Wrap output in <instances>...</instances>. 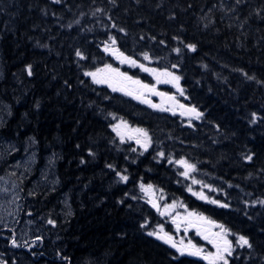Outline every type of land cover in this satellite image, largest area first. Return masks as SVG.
<instances>
[{
  "label": "trees",
  "instance_id": "trees-1",
  "mask_svg": "<svg viewBox=\"0 0 264 264\" xmlns=\"http://www.w3.org/2000/svg\"><path fill=\"white\" fill-rule=\"evenodd\" d=\"M120 54L138 66H121ZM139 65L178 76L180 100L200 120L154 110L85 75L116 66L154 84ZM0 69V100L12 112L0 135H26L41 156H58V192L73 210L44 255L65 264H208L148 234L174 230L146 192L247 238L252 247H237L228 264H264V0H0ZM113 116L145 129L150 150L140 155L121 142ZM160 154L188 159L214 203L188 193Z\"/></svg>",
  "mask_w": 264,
  "mask_h": 264
},
{
  "label": "rangeland",
  "instance_id": "rangeland-1",
  "mask_svg": "<svg viewBox=\"0 0 264 264\" xmlns=\"http://www.w3.org/2000/svg\"><path fill=\"white\" fill-rule=\"evenodd\" d=\"M110 44L111 42L105 43L103 49L105 50L107 48V51H109ZM120 64L124 66L126 63L120 62ZM127 66L135 68L138 64L133 66L128 63ZM110 68L121 72L120 68L116 66H110ZM101 69L104 71L99 72L97 78H106L109 82L105 83H112L119 87L117 80L113 79L115 74L110 73L106 66ZM2 77L3 73L0 69V80ZM140 82L141 84H147L142 81ZM149 86L152 87L151 85ZM136 87V85H132L129 82L124 91L132 92L134 95H141V92H144V103L151 105L155 103L151 101L153 93L147 89H139ZM173 92L177 95L178 100L184 94L179 86H176ZM158 107L164 109L163 106L158 105ZM11 116V106L0 100V129ZM110 127L121 141L130 143L135 141L136 147H140L142 152L150 144L149 135L147 141H145V137L136 131L137 129L146 131L145 129L131 126L115 116L111 118ZM137 140L140 143H137ZM15 144V140H9L0 135V264H32L30 258L26 256L25 250L41 247L42 240L53 243L59 241L57 239V230H60L67 222V218L73 214V210L67 194L62 193L58 199L51 198L52 192H57L60 187L59 177L55 168L58 156L48 155L42 160H39L36 155L37 147L35 144L27 142L26 148L18 147V144ZM159 159L165 160L166 158L163 154H160ZM181 161L184 163H181ZM166 162L171 163L174 169L178 171V175L187 182L188 193L203 202L214 203V197L211 195L212 187L203 184L202 181H198L194 177L195 169H186L185 164L194 166L188 159L180 158L179 161L166 159ZM177 163L181 166L180 169H177ZM185 172H187V175H185ZM194 180L196 183H193ZM146 197L149 203L156 205L152 208L159 213V216L163 220L173 226L172 228L174 230L173 234L170 235L165 231V226H160L157 231L151 232L153 236L161 234L171 237L172 240L178 242L180 247L183 246L186 249L184 252H187V249H191L187 247L189 242L195 245V248L201 249L200 253L204 256L208 253L216 252L213 244L205 240L203 235L200 236L202 243L200 246L191 241L193 239L192 236H196L198 229H192V223L189 224L188 221L197 220L196 217L201 216L200 214L189 210L187 206H184L179 201L168 200L166 196H164L165 199H157L158 197L154 193L151 195L146 194ZM51 202L57 204L58 207L52 209L53 212L50 214L43 212L44 209L49 208ZM40 212L43 213L40 214ZM188 213L195 215L189 217ZM49 220L54 221V224H49ZM201 230L204 235H209L213 239L216 237L211 234H221L231 244V255L224 253L226 260L232 256L236 247H241L238 243L239 236L230 233L225 228L222 231L220 227L211 229L204 226L199 228V231ZM13 239L15 243L12 242ZM220 242L222 243V241ZM45 256L44 254H40L38 263L41 264ZM218 264H223V261L218 262Z\"/></svg>",
  "mask_w": 264,
  "mask_h": 264
},
{
  "label": "snow or ice",
  "instance_id": "snow-or-ice-1",
  "mask_svg": "<svg viewBox=\"0 0 264 264\" xmlns=\"http://www.w3.org/2000/svg\"><path fill=\"white\" fill-rule=\"evenodd\" d=\"M114 42L115 41H113V43ZM187 47L189 48V50H194L195 49L194 45H187ZM105 50L107 51V48ZM177 51H179V49H177ZM76 55L81 57V58H83V56L79 52V50L77 51ZM119 58L121 60V63L127 62V63H129V64H131L133 66L136 65V61L135 60H133V59H131L129 57L123 56L122 54H120ZM148 58H149L148 55L145 54L144 55V59L147 60ZM139 66L141 67V69L143 71L151 72L154 76H156L157 77V83L161 82V80L159 79L160 76H165V77H169L170 78L168 80H164L163 82H165V83L178 81L180 79L178 76H175L171 72H168V71H164V72H161V73L157 74V70H155V69H149L147 67H144L143 65H139ZM173 67H175V66H173ZM106 68L108 69V71L110 73H114L115 74L113 79L117 80V82L119 84V87H117L114 84L109 83V86L112 87L113 91H124L125 88L127 87L128 83L130 82L132 85L138 86L139 89H147L149 92H151L153 94L163 95L162 93H156L154 86L150 87L147 84H141V82L139 80H133L131 77L127 76L125 73H121V72H119L116 69H111L110 66H106ZM103 71H104L103 69H98L97 72H86L85 75L86 76H91L95 83L109 82L108 79H106V78L105 79H98L97 78L98 73L99 72H103ZM27 72H28L29 76L32 75V71H31V66L30 65L27 67ZM248 79H253V77H248ZM125 94L126 95H132V92L125 91ZM134 98H137V97H134ZM153 107H155V105H153ZM189 111L195 112V109H190ZM199 115L200 114L197 113V116H199ZM253 121H255V114H253ZM136 131L139 132L142 136H144L145 137V141H147L148 134H147L146 131H144L142 129H137ZM137 143H140V141L137 140ZM145 147H146V144H145ZM246 159L247 160H251L252 157L248 156V157H246ZM181 163H184V162L181 161ZM109 167H111V166H109ZM185 167H186V169L194 170V166H192V165L185 164ZM117 175L120 177V179L122 181H126L128 179L127 176L120 175V173H117ZM185 175H187V172H185ZM193 183H196V181L194 180ZM261 203H264V202H261ZM153 206L155 207L156 205H153ZM169 207H172V206H169ZM194 215L195 214H193V213H188L189 217H192ZM196 219L200 220V221H205L206 220V218H204L202 216H197ZM173 222L175 223V221H173ZM48 223L49 224H54V221L49 220ZM188 223L191 224L192 221L189 220ZM207 223L211 224L212 222L211 221H207ZM213 226L220 227L222 229V231H223V226L222 225H213ZM148 234L149 235H153V233H148ZM197 234L198 235H203V238L205 240H208V242L213 244V246L216 248V252L215 253H208L206 256L203 257L204 259H206L208 261V264H218V262H220V261H223V264H228V261L224 257V253H227L228 255H231V244L224 238L223 235L218 234V233H213L211 235L216 237L215 239H213V238H210L209 235H204V233L200 232L199 229H198V233ZM157 238L158 239H164L165 243L171 242V237H167V236L160 237V236H158ZM220 241H222V243ZM238 243L241 245V247H243V246H247L249 248L252 247V245L250 244L249 240L247 238L243 237V236H240L238 238ZM171 246L173 248L177 247V245L174 242H171ZM187 247L191 248V249H194V251H189L190 255H199L200 254L201 249L195 248V245H192L191 242H189V245ZM185 250L186 249L183 248V247L182 248H177V251H180V252H183Z\"/></svg>",
  "mask_w": 264,
  "mask_h": 264
},
{
  "label": "flooded vegetation",
  "instance_id": "flooded-vegetation-1",
  "mask_svg": "<svg viewBox=\"0 0 264 264\" xmlns=\"http://www.w3.org/2000/svg\"><path fill=\"white\" fill-rule=\"evenodd\" d=\"M161 103V102H160ZM161 104H163V103H161ZM175 105H179V103L176 101L175 102ZM17 144V143H16ZM192 228H194V229H198V228H200L198 225H196V224H193L192 225ZM29 258H30V260H31V262L33 263V264H40V263H38L39 262V260H40V255L39 256H35L34 254H31L30 256H29ZM49 260H47V262L48 263H52V262H54L55 264H65V262L64 261H62L63 260V257H58V258H53V257H47ZM50 260H52V261H50ZM65 260H67V258H65ZM41 264H44V260H43V262L41 263ZM68 264H71V263H68Z\"/></svg>",
  "mask_w": 264,
  "mask_h": 264
},
{
  "label": "water",
  "instance_id": "water-1",
  "mask_svg": "<svg viewBox=\"0 0 264 264\" xmlns=\"http://www.w3.org/2000/svg\"><path fill=\"white\" fill-rule=\"evenodd\" d=\"M156 97L159 98V99H162L163 95L156 94ZM172 99H173V96H168L167 97V100H172ZM190 109H192V108H188V107H183L182 108L183 112H185L188 116H197V111L195 110V112H192V111H189ZM160 237H164V236H160ZM159 240L165 242L164 239H159ZM167 244H169L171 246V242H169Z\"/></svg>",
  "mask_w": 264,
  "mask_h": 264
},
{
  "label": "bare ground",
  "instance_id": "bare-ground-1",
  "mask_svg": "<svg viewBox=\"0 0 264 264\" xmlns=\"http://www.w3.org/2000/svg\"><path fill=\"white\" fill-rule=\"evenodd\" d=\"M16 145V144H15ZM13 243H15V240L13 239V241H12Z\"/></svg>",
  "mask_w": 264,
  "mask_h": 264
}]
</instances>
